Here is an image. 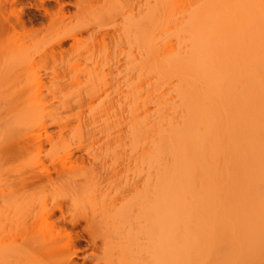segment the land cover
<instances>
[{"label": "rangeland", "instance_id": "obj_1", "mask_svg": "<svg viewBox=\"0 0 264 264\" xmlns=\"http://www.w3.org/2000/svg\"><path fill=\"white\" fill-rule=\"evenodd\" d=\"M11 1L0 0V190H13L4 203L0 201L5 206L0 209V233L23 244L27 255L18 261L22 264H117V246L123 240L132 257L163 264L170 218L154 193L147 207L149 200L144 197L146 177L157 179V163L149 169L147 163L141 164L134 155V135L128 130L134 94L140 97L137 104L149 101L150 105L140 106L153 110L155 96L163 88L166 91L165 79L158 76L159 87L155 72L150 73L154 61L149 67L146 60L148 68L140 62L150 51L139 49L138 37L143 36L136 39L130 27L154 1L90 0L79 8L67 5L62 16H55L57 4L48 0L45 5L52 17L34 8H39L37 0H18L21 4L16 5ZM149 25H142L147 34L143 39L162 42L165 29L154 26L153 32ZM139 50L146 53L139 52L144 57ZM35 107L40 113L31 110ZM46 170H51L48 180L43 175ZM248 183L252 191L262 188ZM234 184L228 191L239 189ZM74 186L78 190L71 192ZM58 205L66 220L78 224L73 231L80 236L81 252L71 260L67 246L49 226L59 213L47 221L46 213ZM224 205L218 207L226 211L235 204ZM128 209L131 231L124 239L112 219ZM206 221L203 224L210 223ZM247 264H264V258Z\"/></svg>", "mask_w": 264, "mask_h": 264}, {"label": "bare ground", "instance_id": "obj_2", "mask_svg": "<svg viewBox=\"0 0 264 264\" xmlns=\"http://www.w3.org/2000/svg\"><path fill=\"white\" fill-rule=\"evenodd\" d=\"M37 1L39 8H34L41 10L43 16L54 15L46 8L48 0ZM88 1L54 0L55 16H62L67 5L79 8ZM153 1L144 9L143 17L132 20L130 27L136 39L147 35L141 29L144 23L153 26V32L154 26L165 29L160 44L158 40H147L150 37H138L141 43L137 45L150 51H138V55L146 54L145 61L139 55L140 62H149V67L155 62L150 73L155 72L152 75L156 79H165L161 83L165 82L166 91L162 85L160 90L163 88L165 93L159 90L155 96L156 89L154 95L151 93L156 97L152 111L140 106L150 105L149 101L137 104L136 98L140 97L136 92L129 102L134 117L127 124L129 133L134 135V155L141 158V164L147 163L148 169L152 162L158 165L155 164L158 176L154 173L157 179L146 177L144 197L149 200L147 207L154 193L159 207L170 218L163 264L256 262L264 258V0ZM19 2L13 0L12 4ZM20 17L18 21L23 25ZM60 45L61 41L55 52ZM51 170L43 174L47 180ZM148 182L154 183L153 189ZM232 182L239 186L236 192L228 191ZM248 182L259 183L262 188L252 191ZM77 190L75 186L70 188L71 192ZM12 192L10 188L0 190V201L4 203ZM224 203L235 205L224 211ZM220 204L224 205L222 209ZM3 207L0 204V209ZM56 211L59 217L50 223ZM144 212L147 214L148 209ZM46 216L59 241L67 246L68 259L77 257L81 252L77 247L80 236L73 231L77 221L66 220L60 205ZM129 217L130 209L112 219L113 228L118 235L124 234V239L131 231ZM205 220L210 223L203 224ZM4 236L0 233V264H22L18 261L27 255L23 244H18L17 238H13L17 244L15 240L10 243ZM93 242L89 240L92 247ZM117 252V264H130L134 258V264H147L140 261L142 256L132 257L125 240L118 243Z\"/></svg>", "mask_w": 264, "mask_h": 264}]
</instances>
